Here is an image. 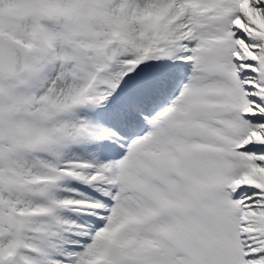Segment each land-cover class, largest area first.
Segmentation results:
<instances>
[{
	"label": "snow or ice",
	"instance_id": "snow-or-ice-1",
	"mask_svg": "<svg viewBox=\"0 0 264 264\" xmlns=\"http://www.w3.org/2000/svg\"><path fill=\"white\" fill-rule=\"evenodd\" d=\"M0 264H264V0H0Z\"/></svg>",
	"mask_w": 264,
	"mask_h": 264
}]
</instances>
